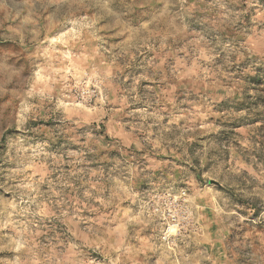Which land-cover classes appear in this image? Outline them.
<instances>
[{"label":"clouds","instance_id":"obj_1","mask_svg":"<svg viewBox=\"0 0 264 264\" xmlns=\"http://www.w3.org/2000/svg\"><path fill=\"white\" fill-rule=\"evenodd\" d=\"M0 264H264V0H0Z\"/></svg>","mask_w":264,"mask_h":264}]
</instances>
